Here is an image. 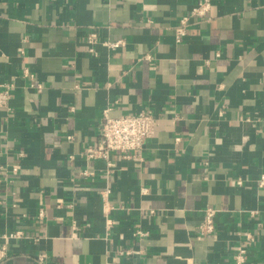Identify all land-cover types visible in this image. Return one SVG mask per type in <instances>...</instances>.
Returning <instances> with one entry per match:
<instances>
[{"label":"crops","instance_id":"obj_1","mask_svg":"<svg viewBox=\"0 0 264 264\" xmlns=\"http://www.w3.org/2000/svg\"><path fill=\"white\" fill-rule=\"evenodd\" d=\"M199 1L0 0V166L21 168L0 182V264H231L239 244L264 264V0H210L176 43ZM92 34L125 45L90 53ZM106 108L157 117L112 175L86 158ZM205 208L213 236L199 234ZM16 230L41 240L2 238Z\"/></svg>","mask_w":264,"mask_h":264},{"label":"built area","instance_id":"obj_2","mask_svg":"<svg viewBox=\"0 0 264 264\" xmlns=\"http://www.w3.org/2000/svg\"><path fill=\"white\" fill-rule=\"evenodd\" d=\"M210 9V0H200L196 5L189 11L187 16H184L179 19L178 23L174 26V38L176 43H181L185 40L188 35V31L191 26L190 19L202 18ZM87 44L89 46V52L95 53L96 46L101 44L104 48L108 50H116L119 47L124 46L123 40L118 41H103L101 43L97 42L95 35H89L87 38ZM146 60H151V56L147 55L144 57ZM26 73V72H25ZM26 76L32 78L31 74L26 73ZM4 90L0 91V108H8V102L11 96V87L12 85H2ZM37 91L40 92V86H37ZM109 108H106L102 112V118L99 124V135L100 143L96 149L90 148L87 150L86 158L91 160H103L106 162V175H112L115 164L112 161V154L118 153L122 158H128L129 154L135 150L141 149L146 140L150 139L155 132V127L157 125V117L151 109H144L138 113L126 114L120 117H110ZM22 156V154H21ZM20 166L15 165L10 168L0 166V182L3 180L2 176L11 174L17 175L20 171ZM83 176L91 175L87 171L82 172ZM241 180L237 181V185H241ZM257 187L264 188V173L259 175L257 180ZM145 192L146 190H142ZM110 189H106L102 194V200L106 203ZM153 211H150L149 214H153ZM218 213V210L213 208H205L202 212L201 222L198 226L200 236H213L216 231L215 226V217ZM255 212H250L251 216ZM44 211L41 209L37 213L38 219L42 220L44 217ZM107 235L110 231L111 226L113 225L111 221L106 220L105 222ZM264 229V223L262 224ZM74 229L76 227L74 226ZM135 236L143 237L146 236V233L141 231L135 232ZM244 240L247 243H252L254 236L251 232L243 233ZM4 240L13 239V240H28L32 243H39L41 238L31 237L28 234H25L21 230H16L5 236H2ZM6 245H3L0 248V259H3L7 256ZM120 255H129L132 254L131 251L119 252ZM138 255V253H135ZM232 263L231 264H247L249 247L246 245L239 244L232 250ZM48 260V255L46 252H40L37 255L36 262L37 264H45Z\"/></svg>","mask_w":264,"mask_h":264}]
</instances>
